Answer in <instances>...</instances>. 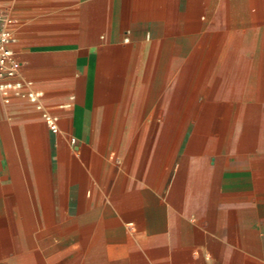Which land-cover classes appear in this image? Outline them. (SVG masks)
<instances>
[{
	"label": "crops",
	"instance_id": "obj_1",
	"mask_svg": "<svg viewBox=\"0 0 264 264\" xmlns=\"http://www.w3.org/2000/svg\"><path fill=\"white\" fill-rule=\"evenodd\" d=\"M4 18L5 80L42 109L0 92V264H264V0H0Z\"/></svg>",
	"mask_w": 264,
	"mask_h": 264
},
{
	"label": "built area",
	"instance_id": "obj_2",
	"mask_svg": "<svg viewBox=\"0 0 264 264\" xmlns=\"http://www.w3.org/2000/svg\"><path fill=\"white\" fill-rule=\"evenodd\" d=\"M3 26L0 27V92L5 102L8 101L9 95L12 93L15 96L26 97L30 102L35 104L36 108L41 110L42 92L31 89V83L23 84L17 80H5V78H13L16 71L15 63L12 60V51L8 46L11 40V33L9 25L11 20L4 18L2 20ZM45 123L49 126L52 132L57 131V117L47 112L42 113ZM74 143V139L71 140Z\"/></svg>",
	"mask_w": 264,
	"mask_h": 264
},
{
	"label": "rangeland",
	"instance_id": "obj_3",
	"mask_svg": "<svg viewBox=\"0 0 264 264\" xmlns=\"http://www.w3.org/2000/svg\"><path fill=\"white\" fill-rule=\"evenodd\" d=\"M196 87V86H195ZM201 97L199 96V99ZM184 100V96H182L180 102H179V106L181 105L182 101ZM165 148H168V146H166ZM164 148V149H165ZM181 148V146H177L174 148V151L172 153V160L170 163V166L167 170L166 176L164 178V187H166L168 185L169 179L171 177V175L173 174V172H175L176 167L178 166V164L180 163L181 157H180V151L179 149ZM254 202L251 201V197L248 198H243L242 204H253Z\"/></svg>",
	"mask_w": 264,
	"mask_h": 264
}]
</instances>
